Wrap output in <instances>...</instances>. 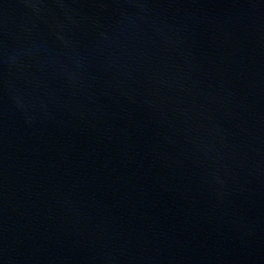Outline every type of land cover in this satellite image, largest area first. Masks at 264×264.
Segmentation results:
<instances>
[{"label": "water", "instance_id": "1", "mask_svg": "<svg viewBox=\"0 0 264 264\" xmlns=\"http://www.w3.org/2000/svg\"><path fill=\"white\" fill-rule=\"evenodd\" d=\"M0 264H264V0H0Z\"/></svg>", "mask_w": 264, "mask_h": 264}]
</instances>
